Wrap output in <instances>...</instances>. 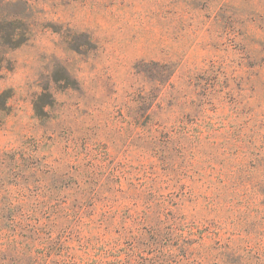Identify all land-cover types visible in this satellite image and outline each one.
I'll use <instances>...</instances> for the list:
<instances>
[{
	"label": "rangeland",
	"instance_id": "obj_1",
	"mask_svg": "<svg viewBox=\"0 0 264 264\" xmlns=\"http://www.w3.org/2000/svg\"><path fill=\"white\" fill-rule=\"evenodd\" d=\"M0 58V264H264V0H0Z\"/></svg>",
	"mask_w": 264,
	"mask_h": 264
},
{
	"label": "trees",
	"instance_id": "obj_2",
	"mask_svg": "<svg viewBox=\"0 0 264 264\" xmlns=\"http://www.w3.org/2000/svg\"><path fill=\"white\" fill-rule=\"evenodd\" d=\"M12 37V36H11ZM26 40L25 37L19 38L18 41H14V39H10V48L16 47L18 45H20L21 43H23ZM0 63H1V58H0ZM1 69H2V65L0 64V78L2 76L1 74ZM8 98L9 95L6 91L0 92V122H1V112L4 111L7 107L8 104Z\"/></svg>",
	"mask_w": 264,
	"mask_h": 264
}]
</instances>
